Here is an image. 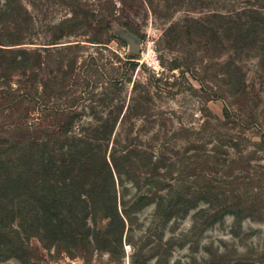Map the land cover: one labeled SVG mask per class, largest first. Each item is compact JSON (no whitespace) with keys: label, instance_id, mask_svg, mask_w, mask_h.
I'll return each mask as SVG.
<instances>
[{"label":"rangeland","instance_id":"374dc122","mask_svg":"<svg viewBox=\"0 0 264 264\" xmlns=\"http://www.w3.org/2000/svg\"><path fill=\"white\" fill-rule=\"evenodd\" d=\"M4 4L0 264H264V67L219 31L264 0Z\"/></svg>","mask_w":264,"mask_h":264},{"label":"trees","instance_id":"16d2710c","mask_svg":"<svg viewBox=\"0 0 264 264\" xmlns=\"http://www.w3.org/2000/svg\"><path fill=\"white\" fill-rule=\"evenodd\" d=\"M4 7H9L10 0H4ZM220 14L215 13L214 16ZM221 30L223 29L231 33L229 38L232 43L234 62L237 58H241L246 54H254L259 59V65L264 67V6L259 8H244L241 11L233 12L228 20L221 22ZM20 22L17 19L9 20L0 23V33L5 37L14 35L20 28ZM20 44V42H15ZM8 44L0 42V77L7 75L11 69L18 67L24 69L29 62L28 56L25 55V50H11L7 48ZM251 56V55H250ZM36 60L31 59V64H35ZM234 68L240 69L239 66L234 65ZM232 78V86L234 94L240 92V87L243 85L241 74L229 75ZM229 96L230 92H229ZM114 165V163H113ZM116 169V165H114ZM121 219V218H120Z\"/></svg>","mask_w":264,"mask_h":264}]
</instances>
